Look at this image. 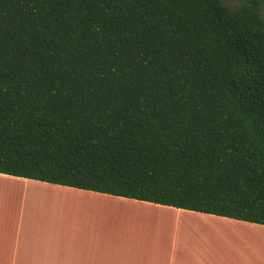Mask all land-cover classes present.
Listing matches in <instances>:
<instances>
[{
  "label": "trees",
  "instance_id": "obj_1",
  "mask_svg": "<svg viewBox=\"0 0 264 264\" xmlns=\"http://www.w3.org/2000/svg\"><path fill=\"white\" fill-rule=\"evenodd\" d=\"M0 173L264 226V0H0Z\"/></svg>",
  "mask_w": 264,
  "mask_h": 264
},
{
  "label": "crops",
  "instance_id": "obj_2",
  "mask_svg": "<svg viewBox=\"0 0 264 264\" xmlns=\"http://www.w3.org/2000/svg\"><path fill=\"white\" fill-rule=\"evenodd\" d=\"M0 183L21 191L20 199L14 201L17 210L0 213V264H238L232 255L238 248L223 241L226 224L252 228L262 240L249 236L244 243H249L252 254L259 251L264 256L263 225L1 173ZM61 195L119 204L137 213H79L80 208ZM66 204L78 212H68ZM143 208L168 212L166 219L182 224L149 227L144 218L151 213L141 212ZM98 214H103L104 222L96 223ZM107 216L111 217L108 222ZM193 220L218 226L193 230L183 224ZM218 236L222 241H213ZM161 238L172 241L162 244ZM252 264H264V260Z\"/></svg>",
  "mask_w": 264,
  "mask_h": 264
},
{
  "label": "rangeland",
  "instance_id": "obj_3",
  "mask_svg": "<svg viewBox=\"0 0 264 264\" xmlns=\"http://www.w3.org/2000/svg\"><path fill=\"white\" fill-rule=\"evenodd\" d=\"M223 1L228 5H231L234 2V0H223ZM20 194H21L20 190L11 189L10 187H7L6 185L0 183V213H11V212L16 211L18 206L16 207V203H14V201H18L20 199V197H19ZM66 206H67L68 212L69 211L70 212L71 211L78 212L77 209L74 210L70 205L66 204ZM74 206L78 208V206H76V205H74ZM143 209H145V211H146L145 213H147V212L149 213V211H150V213L153 212L150 214V216H148V214H147L146 217L144 218L145 225H147L149 227L169 228L170 227L169 225L180 226V224H182V223H175V220H173V219H170V220L166 219V218H168V216L166 214L168 212H165L163 210L146 209V208H143ZM101 212H103V211H101ZM79 213H83V211L82 212L80 211ZM84 213H98V212H95L94 210H92V211L87 210ZM99 213H100V211H99ZM105 213H107V212L104 211V214ZM108 213H112V212H108ZM102 215L103 214L97 215L98 217L96 219V223H98L99 220H101V222H104V219L102 221V218H103ZM162 215H163V218L161 217ZM159 218L162 221H160ZM110 219H111L110 216L106 217L107 222L110 221ZM183 224L187 225L188 227H192L187 223H183ZM210 224L213 225L215 223H210ZM215 225L218 226V224H215ZM225 226H229V225L226 224ZM181 227H183V226H181ZM193 230H195V229L193 228ZM225 231H226V235L224 236V239H223L225 244L227 245L228 243H232L238 248L236 251L232 252V255L234 256V258L237 259L238 264H242L243 263L242 261H244V260L245 261L247 260L248 264L250 262L252 264V262H258V261L264 260V256L262 254H260L259 251H257L256 255L252 254V251H250L251 249H249V243L248 244L244 243L245 240H249V236H252L253 241L254 240H258V241L262 240L258 236L254 235L252 233V228H250L248 230V234L246 232H244V234L238 233L236 231L232 232V231H228V229ZM251 233H252V235H251ZM167 239L161 238V239H159L160 240L159 242H161L162 244H166V243H170L172 241V240H167ZM218 239H220L219 236H218L217 240H213V241H218V242L222 241V240H218ZM251 244H252V242H251ZM226 254H228V252Z\"/></svg>",
  "mask_w": 264,
  "mask_h": 264
},
{
  "label": "bare ground",
  "instance_id": "obj_4",
  "mask_svg": "<svg viewBox=\"0 0 264 264\" xmlns=\"http://www.w3.org/2000/svg\"><path fill=\"white\" fill-rule=\"evenodd\" d=\"M60 197L63 198V200H65V202L78 206V208H80V211H83V213L86 212L87 210H90V211L94 210L95 212H98V213H99V211H100V213H104V211H106L107 213L108 212H112V213H137V211L135 212L134 209L131 210V208H130L128 210V207H127V209H123L124 206H122V205L116 204V206H114L113 203H110V205H109V203H106L105 201H101V200L87 201V200H84L81 198H77V197H73V196H67V195L66 196L61 195ZM139 210H138V212H140ZM101 211H103V212H101ZM141 212L145 213L146 211H145V209H142ZM149 213H150V211H149ZM151 213H153V212H151ZM161 217L163 218V215ZM177 223H180V221L179 222L177 221ZM184 223L189 224L190 226H192L190 228H194L195 230H200V228H202V227L205 228L208 225H210V224H207L204 222L194 221V220L193 221H185ZM225 229L226 230L228 229V231H232V232L236 231V232L242 233V234H244V232H246L248 234V230H245L242 228H238V229L235 228L234 229V228H231L229 226H225Z\"/></svg>",
  "mask_w": 264,
  "mask_h": 264
}]
</instances>
